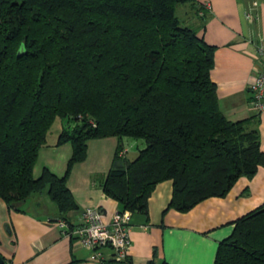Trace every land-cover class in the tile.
<instances>
[{
  "label": "trees",
  "instance_id": "1",
  "mask_svg": "<svg viewBox=\"0 0 264 264\" xmlns=\"http://www.w3.org/2000/svg\"><path fill=\"white\" fill-rule=\"evenodd\" d=\"M196 1L0 0V197L11 208L46 192L70 221L68 178L94 138H119L104 192L133 215L148 213L164 180L169 207L186 212L264 167L259 121L226 117L211 77L216 46L177 13ZM58 118L69 126L54 145L73 147L66 173L44 167L35 178ZM124 137L145 146L121 155ZM234 224L215 264H264V204Z\"/></svg>",
  "mask_w": 264,
  "mask_h": 264
},
{
  "label": "crops",
  "instance_id": "2",
  "mask_svg": "<svg viewBox=\"0 0 264 264\" xmlns=\"http://www.w3.org/2000/svg\"><path fill=\"white\" fill-rule=\"evenodd\" d=\"M183 15L187 25L216 46L211 77L224 114L232 121L257 119L264 151V114L254 110L250 92L264 62L260 51L264 48V0H197L196 5H185ZM55 141L40 149L35 178L44 167L59 176L66 173L72 144L56 146ZM119 141L116 136L90 139L87 158L74 164L68 178L77 204L68 212L71 223H78L89 206L99 207L106 221L121 209L104 192ZM140 147L144 145L137 143L132 154L126 147L125 155L135 157ZM173 193V180L159 182L149 198L148 213L133 215L128 254L133 264H215L219 244L232 234L234 222L264 204V167L252 178L241 177L227 196L207 198L186 212L169 207ZM26 205L41 211L43 200L33 198L16 210L0 197V254L13 264H119L108 247L103 248L105 260H93L91 250L49 222L59 218L58 211L41 214Z\"/></svg>",
  "mask_w": 264,
  "mask_h": 264
},
{
  "label": "built area",
  "instance_id": "3",
  "mask_svg": "<svg viewBox=\"0 0 264 264\" xmlns=\"http://www.w3.org/2000/svg\"><path fill=\"white\" fill-rule=\"evenodd\" d=\"M251 16V15H249ZM264 58V48L260 49ZM251 104L258 114H264V62L250 84ZM123 150L121 155H125ZM56 223L63 233L82 246L92 251L93 260H105L103 248L108 247L113 251L112 258L123 261L128 257L131 246V231L133 212L131 210H117L110 220L106 221L99 207L89 206L82 212L78 223L57 218L48 220Z\"/></svg>",
  "mask_w": 264,
  "mask_h": 264
},
{
  "label": "rangeland",
  "instance_id": "4",
  "mask_svg": "<svg viewBox=\"0 0 264 264\" xmlns=\"http://www.w3.org/2000/svg\"><path fill=\"white\" fill-rule=\"evenodd\" d=\"M184 7H185L184 4H179L178 8H177V13H178L179 17L182 19L183 24L186 25L185 16L183 15ZM67 121H68V119H61V118H58L55 121V123L53 124V126L50 130V133H49L50 142L52 141V139H54L58 136V134H59L60 130L63 128V126H65V127L69 126V123ZM71 125H73L72 122H70V126ZM137 143H141V145L145 146V141L142 139L137 140V139H134L132 137H124L123 138V144H124L125 148L127 147L128 150H130L129 154H132V152L137 150V148H136ZM37 197H40L43 200V206H42L41 211L34 210L33 207H31L30 205H26V208L31 209L32 211L34 210V211L40 212L41 214H44V212H46V210L50 211V212L58 211V208H57L55 202L52 201V199L50 198V196L46 192L35 194L31 199L37 198Z\"/></svg>",
  "mask_w": 264,
  "mask_h": 264
},
{
  "label": "water",
  "instance_id": "5",
  "mask_svg": "<svg viewBox=\"0 0 264 264\" xmlns=\"http://www.w3.org/2000/svg\"><path fill=\"white\" fill-rule=\"evenodd\" d=\"M0 264H4V259L1 255H0Z\"/></svg>",
  "mask_w": 264,
  "mask_h": 264
}]
</instances>
